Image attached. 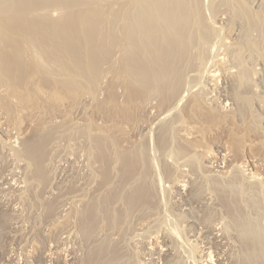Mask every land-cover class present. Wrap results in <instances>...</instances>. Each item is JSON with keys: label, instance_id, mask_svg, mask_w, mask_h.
<instances>
[{"label": "rangeland", "instance_id": "rangeland-1", "mask_svg": "<svg viewBox=\"0 0 264 264\" xmlns=\"http://www.w3.org/2000/svg\"><path fill=\"white\" fill-rule=\"evenodd\" d=\"M217 1H206L201 9L210 26L204 24L206 28L198 30L197 36L201 39L206 34L209 44L197 37L199 55L193 52L195 59H202L194 61L195 72L191 69L184 80L173 83L183 82L177 106L159 114L153 109L157 100L145 107L142 94L162 93L148 92L126 75L128 68L123 64L127 65L129 55L123 28H108L123 16L114 7L115 17L108 14L109 2L101 5L106 6V20L111 17L107 28H94L93 34L97 32L91 40L98 33L101 36L97 43L90 40L95 50H87V40H79L81 30L69 41L82 59L62 38L64 28L40 27L56 26L72 18L69 14L60 20L50 18L46 11L26 14L22 20L39 26L32 30L25 22L26 28L23 24L16 27L21 16L7 19L11 26L2 25L0 59L20 61L16 67L21 83L12 92L10 81L0 75V264H82L89 254L105 253L115 246L118 236L107 232L86 239L78 227V215L95 191L100 173L103 177L117 175L119 166L114 161L122 155L143 157L146 165L141 162L144 175L139 179L152 190L155 208L150 207L143 217L134 214L126 219L128 233L119 245L125 257L121 263L264 264V28L260 25L264 15L259 18L256 12L264 0H255L253 7L244 4L246 0L229 1L233 6L238 1L236 6L244 8L241 13L248 17L244 19L258 20L255 24L263 20L261 28H256L261 32L244 29V23H239L242 19L236 17L233 22V15L213 21L211 9L221 7L223 0ZM205 7H211L210 11ZM6 30L19 34L7 35ZM27 43L34 45L30 48ZM58 51L64 53L63 59ZM56 58L62 60L61 65L66 62L67 70L59 65L64 74L59 73L60 67L56 70L60 63ZM22 59L28 60L27 66ZM24 66L30 68L26 71ZM123 68L127 73L120 76ZM173 84L166 95L175 91ZM156 99L164 103L162 96ZM188 113L198 116L187 119L184 114ZM187 146L190 149L185 150ZM224 201L234 207L233 214L225 210ZM246 240L254 245L253 257L248 255Z\"/></svg>", "mask_w": 264, "mask_h": 264}, {"label": "bare ground", "instance_id": "bare-ground-1", "mask_svg": "<svg viewBox=\"0 0 264 264\" xmlns=\"http://www.w3.org/2000/svg\"><path fill=\"white\" fill-rule=\"evenodd\" d=\"M206 1L208 2L209 0H0V28H3L2 25H10L11 26V24H8V23L6 24V22H8L7 19L10 20V17H13V16L15 18H17L18 16L19 17L21 16L20 17L21 20H20V18L19 19L17 18V21L19 20V21H22L23 23L18 22L17 26H16L17 28H19V29L22 28L21 27L22 24L24 25L26 23L29 25L28 28L31 29V28H38L39 26H36L34 23H29L25 20H22L26 14H36V12H37L36 15H38L39 11L40 12L46 11V13L47 12L49 13V14H46L47 16L50 15L49 16L50 18L55 17L59 20L66 18L69 14L70 15L69 17H72V18L64 19L59 24H57L56 26H54L53 24L46 25V24L42 23L43 25L41 24L42 26H40V27H42V28H58V29L64 28L63 33L60 31L61 29L58 32L62 33V38L65 36V39L67 41V43L66 42L65 43L68 45L69 49L72 48V46H73L72 52H74L75 47H74V45L69 46L72 44V43L70 44L69 41H70V39L75 40L76 33L78 32V30H81L80 31V37L82 39L79 37L80 38L79 40H82V42H84V43L87 40L85 48L89 51L92 50L93 48L95 50V48H97V46L96 47L93 46V45H95L94 42L91 43V41L93 40V39L91 40L93 30H94V28L95 29L96 28H107L106 26L109 22L108 19H110L111 17L109 18L110 15L109 16L107 15L108 19L106 20V17H105L106 15L104 16V13H107L106 8H105L106 6L103 7L101 5H105V4L107 5V3L109 2L111 4V5L109 4V6H107V8L111 7V9L108 8L109 11L113 10L112 7H114V10H116V14L118 16H123V18L122 19L120 18V20L119 19L116 20L117 17H116V19L114 18L116 20V22L113 24H110L111 20H112L111 19L110 23H109L110 25L108 28H113V27L115 28L116 26L123 28V33L125 35V39L127 40L126 51L128 52L127 54L129 55L128 58L130 57L129 59L127 58V62H126L127 65L123 64L124 67L126 66V68H128L127 69L128 74H126L127 72L123 68L125 71L122 70V71H124L122 73L120 70L119 75L122 74L123 76H125V74H126V75H128V77L133 76V81L137 80L138 83L136 81H134V82L137 84L141 83L139 85H142V88H144L145 90H148V92H150V90H153V91L156 90V92L158 94L162 93L161 95L155 96L153 93H146V91H145V94H144V92L142 94V97L144 96V100L146 98V100L144 102L145 107L148 105H152L151 103L153 100H157V104L155 105V107H153V109H156L155 111L157 113L158 112L160 113L161 111L162 112L163 111H171L170 109L174 108L175 105L177 106V102H178L179 97H180L183 82L181 81L180 83H177V85H175L173 83L177 79L184 80L185 79L184 76L187 73L189 74L191 72V69L192 70L195 69V68H193L194 61L197 60L198 58H200V57H197V59H195L196 57H195V55H194L195 53L193 51L196 52V56L199 55V52L197 54V51H196L197 45L199 47V44L197 43V41H198L197 40V37H198L197 31L203 30V27L206 28V27L210 26V25L207 26L205 24L207 17H206V20L204 19L205 22L203 20L202 13L204 14L205 12L201 13V9L203 11V8H204L203 6L207 5V4H205ZM212 1L214 2V0H212ZM218 1H221V0H218ZM224 1L225 0H223L222 3ZM229 1H232V0H227V2H224V4L220 3L223 10H221L222 8L216 2L217 3L215 5L216 8L218 5V8L215 9L216 11L212 10L215 7L211 4H210V6L214 7V8L211 9V7L208 8L209 7L208 6V7H205V11L207 10L206 12H208V9H209V11L211 9V11L213 13L212 16L214 18L213 21L215 20L216 17L221 18L223 15L225 18V14H227V16L233 15V18L231 16H229V18L230 17L232 18L233 22H234V19L236 17H239L240 21L242 19L243 22H239V23H244V26L242 24H240L243 26L244 29L245 28H247V29L248 28H250V29L251 28H253V29L257 28L258 29L259 28L260 29L261 28L260 25L262 26V28H264V21H263L264 17L262 16V15H264V3H262L261 6L257 5L261 8H260V10L256 11L257 13L260 12V13H258V14H260L259 18L263 17V20H261L263 22L260 24L261 21H259L257 24H255L256 21H258V20H256L254 22L253 20H251L252 18L247 19V20L244 19L245 17H247V13H245L244 11L242 13H245V14L241 13V11L244 10V8L240 7L241 5L236 6V2H238V1H235V6H233L234 4L229 3ZM228 3L231 4L233 7L231 5H229ZM253 3H255V0H246V3H244V4L251 7V5ZM116 7L118 8V10L115 9ZM252 7H253V5H252ZM241 8H242V10H241ZM229 10H231V11H229ZM213 11H215V12H213ZM112 13L114 16L115 12H112V11H111V13L108 12V14H112ZM41 14L44 15L45 12L41 13ZM41 14H39V15H41ZM250 16H252V15H250ZM204 18H205V16H204ZM208 18H209V20H211L210 15ZM123 19H125V20H123ZM210 22H212V21H210ZM204 24L206 25V27L204 26ZM211 24L213 25L214 23L212 22ZM44 25H46L47 27H44ZM233 25H234V23H233ZM10 26H8V27L5 26V27L10 28ZM12 27H14V25H12ZM16 27H14V28H16ZM24 27L26 28L27 26L24 25L23 28ZM91 28H93V29H91ZM229 28H230V25H229ZM1 30H3V29H1ZM208 30H209V28H208ZM16 31H18L20 33L22 32L21 30L19 31L18 29ZM16 31L11 30L8 32H13V34H14V32H16ZM95 31L97 32V30H95ZM6 32H7V30H6ZM8 32L6 33L7 35L9 34ZM18 32H16V33H18ZM211 32L212 31L210 30V34H211ZM254 32H256V31H254ZM258 32H261V31H258ZM0 33H2V31ZM95 33L93 34L94 37L96 36ZM36 34H37V32H36ZM201 34H202V32H201ZM203 34L200 36L202 37L201 39L205 42V40L208 38L205 36L206 34L205 35H203ZM7 35H5V36H7ZM97 35H98L97 37L100 38L101 35L99 33ZM1 36H2V34H1ZM1 36H0V39H1ZM256 36H258V34ZM261 36H264V35L261 34ZM17 38H19V37H17ZM96 38H94L95 40H93V41L96 42L97 41ZM99 38H97V39H99ZM198 39H200V38L198 37ZM201 39L199 40V42L201 41ZM1 41L2 40H0V43H1ZM14 41L17 42L16 40H14ZM29 41L30 40H27L26 42H29ZM3 42L7 43L6 40H3ZM12 42L13 41H11V43ZM15 42L13 44H15ZM208 42H205V43H207V45H208L209 44ZM21 43H23V41ZM33 43H31V46L29 45L30 43L29 44L27 43V44L31 48V47H33L32 46ZM202 43L203 42H201V44ZM61 44L63 45L62 42H61ZM96 45H98V44H96ZM2 48H4V44H3ZM83 48H84V46H83ZM201 49H202V47H201ZM57 50H60V49H57ZM57 50H55V51H57ZM63 50L64 49H62V51ZM76 50L77 49L75 48V53H77ZM82 50L83 49L81 48V51ZM87 50H86V52L89 53V51H87ZM94 50H93V52H94ZM83 51H85V50H83ZM198 51L201 52L200 49H198ZM58 52L60 53V54L59 53L58 54L61 55V57H62L61 59H63L62 54H64V53H62L60 51H58ZM64 52H65V50H64ZM69 52H70V50H69ZM79 53L80 52H78L77 54H79ZM56 54H52V55L55 56ZM82 54L84 55V52ZM59 55H56V56H59ZM66 55H68V54L66 53ZM205 55L206 54H204L203 56H205ZM4 56H5L4 58H9L8 56L6 57L5 54H4ZM9 56H11V55H9ZM12 56H14V55H12ZM19 56H17V57H19ZM89 56L85 57V58H88L87 59L88 62L91 59V58L89 59ZM20 57H22V56H20ZM0 58H3V56H1ZM57 58H59V60H60V57H57ZM57 58H56V60H57ZM64 58H66V57L64 56ZM76 58H78V57H76ZM12 59H10V60H12ZM67 59H64V60L68 61ZM71 59H73V58H71ZM79 59H82L81 55H80ZM92 59H93V57H92ZM200 59H202V58H200ZM59 60H57L58 63L60 62ZM25 61H26V63L28 62V60H26V59H25ZM70 61L73 62V61H75V59L70 60ZM92 61H94V60H91V62ZM14 62L12 63L8 60L0 59V75L4 76V78H7L8 82L10 81L9 86H8L11 89L10 91L13 90L14 86H15V88H17L16 85H18L19 82L21 81V80L19 81V79H21V78L18 77L19 76L18 75L19 69L17 68L18 66L21 65L20 61H18V60L16 61V64H18L17 67H16V64ZM21 62L23 63L24 59H22ZM52 62H56V61L54 60ZM61 62H62V60H61ZM61 62L59 64L57 63L58 64L57 69H56L57 71H58V67H60L59 65L62 64ZM199 62L200 61H198V63ZM26 63L24 62L23 64H25L27 66ZM65 64H66V62L63 64L65 66V69H66ZM39 65H43L42 62ZM44 65H45V63H44ZM63 65H61V66L63 67ZM26 66H24L25 70H26ZM31 66H33V65H31ZM50 66H51V63H50ZM54 66H55V63H54ZM62 67H60L61 69L59 70V71H61V72H59L60 74H64V72H62V70L64 71V69H63L64 67L63 68ZM69 67H71V66H69ZM69 67H68V69H69ZM40 68H44V66L43 67L40 66ZM46 68L47 67L45 65V69ZM53 68H56V66ZM22 69H23V67L20 69V71ZM52 71H53V69H52ZM193 71L195 72V70H193ZM90 72H91V70H90ZM23 73H22V75H23ZM51 73L53 74V72H51ZM56 74H53V77ZM70 74L68 77L71 79L70 76L73 73L71 75ZM22 75H20V76L22 77ZM74 76L76 77L77 75H74ZM54 78H52V79H54ZM129 79L126 78V81H128ZM131 79H132V77H131ZM131 79H130V81H132ZM171 84L174 85L175 91L168 93L166 95V93H167L166 89ZM63 85H66V84H63ZM3 86H5V84ZM128 88H129V86H128ZM182 92H183V89H182ZM132 95L135 96V93L132 92L130 94V96H132ZM130 96L128 95L129 98H130ZM158 96H160V97L162 96V100L164 103L161 102V99H156V97L158 98ZM180 101H181V99H180ZM159 102H161L162 104H159ZM195 105H196V103H195ZM191 106H192V104H191ZM193 106H194V104H193ZM196 106H194V107L196 108ZM194 107H192V108L195 109ZM199 109H200V107H199ZM199 109L197 108V113H199V111H198ZM191 111H194V110L191 109ZM187 112L190 113V111H187ZM189 113H188V115L184 114V116L185 117L187 116L188 118L191 117ZM193 114H195V113H193ZM191 115H192V113H191ZM196 115H193L192 116L193 118L191 117L192 120H194V117ZM200 117H201V115H200ZM209 117H211V116H209ZM190 119H189V122H191ZM198 119H196V120H198ZM202 120H201V122L206 121V120H203V121ZM207 120H208V118H207ZM223 120H225V119H223ZM184 122H185V120H184ZM219 122H220V120H219ZM185 123L187 124V122H185ZM207 123H205V124H207ZM211 123H213V122H211ZM188 127L190 129V126H188ZM165 144H167V143H165ZM161 147L165 148V145H163V146L161 145ZM187 148H189V147L188 146L185 147V150H187ZM178 151H180L179 147H178ZM26 153L30 159H33V158H31L32 156L28 150H26ZM142 159H143V157H142ZM142 159L140 160L139 158H132V157H127V156L122 155V156H119L118 158H116V160L114 161V163H117L116 166H119V169H118V167H117V169L115 167L116 170L114 169L116 171L117 175L114 174L113 177H110V176L103 177L102 172L100 173V179L96 183V189L92 193L91 197L89 198V202L82 209V212H84V211L85 212L83 214L81 212L78 215V227H79L82 235L86 239L94 238V237L98 236L99 233H102V232H107L111 236L117 235L118 237L115 240V244H114L115 246H113L110 250H107V251L105 250V253H100L98 251V253L95 255L89 254L86 258V261L84 262V260H83L82 264L83 263L84 264H123L121 262H123L124 254L122 253L123 250L122 249H121L122 251L120 250L119 245H120V241L123 238V235L125 234V231H126L125 230V227L127 224L126 221H128L126 219L127 218L129 219V217H131L134 214H138L140 217H143L145 215L146 211L148 209H150V207H153L154 206L153 204L155 203L153 201L154 199L151 200V197H150L153 194V193L151 194V192H150L152 190H150V188H148V186L144 183V181L141 180V178L139 179V177L143 173V172H141V167H142L141 162H143ZM104 162H107V164L113 163L112 161H110V160L107 161L106 159H104ZM144 163L145 162H143V164ZM145 165H146V163H145ZM194 170H197V169H194ZM111 171L113 172V170H111ZM142 175H144V174H142ZM145 175L148 177L147 173H145ZM146 180H147V178H146ZM69 195H71V194H69ZM227 204H228L227 202L223 203V207L230 214L234 211L232 209L234 207L231 208L230 206H228L229 204L228 205ZM154 208H155V206L153 207V209ZM150 211L151 210H149V213H150ZM127 226H128V224H127ZM244 226H245V224H244ZM84 229H85V231H84ZM93 234H95V235L93 236ZM251 242H249V240L245 241V243L248 244V246H246V248L248 249L249 252L250 251L255 252L254 249L251 250L252 247L254 246V245L252 246ZM249 248H250V250H249ZM249 252H248L249 257H250V255H251V257H253L254 253L251 254V252H250V254H249ZM255 254L257 255V252ZM256 255H255V257H256ZM124 261H125V259H124ZM251 262H252V260H251Z\"/></svg>", "mask_w": 264, "mask_h": 264}]
</instances>
